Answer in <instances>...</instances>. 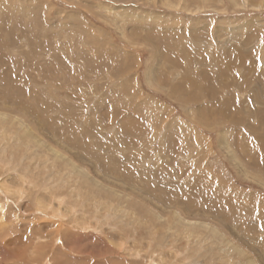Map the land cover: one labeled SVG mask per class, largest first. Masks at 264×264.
I'll list each match as a JSON object with an SVG mask.
<instances>
[{
  "label": "rangeland",
  "instance_id": "374dc122",
  "mask_svg": "<svg viewBox=\"0 0 264 264\" xmlns=\"http://www.w3.org/2000/svg\"><path fill=\"white\" fill-rule=\"evenodd\" d=\"M263 122L264 0H0V264H264Z\"/></svg>",
  "mask_w": 264,
  "mask_h": 264
},
{
  "label": "bare ground",
  "instance_id": "6f19581e",
  "mask_svg": "<svg viewBox=\"0 0 264 264\" xmlns=\"http://www.w3.org/2000/svg\"><path fill=\"white\" fill-rule=\"evenodd\" d=\"M263 124H264V122H263ZM261 141H262V146H263V150H264V137H262V139H261ZM261 143V142H260ZM263 155V154H262Z\"/></svg>",
  "mask_w": 264,
  "mask_h": 264
}]
</instances>
